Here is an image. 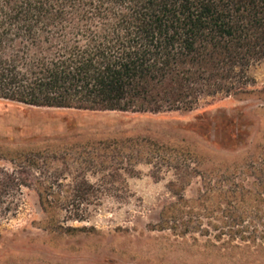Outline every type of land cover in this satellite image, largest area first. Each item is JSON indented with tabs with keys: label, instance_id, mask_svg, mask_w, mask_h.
<instances>
[{
	"label": "rangeland",
	"instance_id": "374dc122",
	"mask_svg": "<svg viewBox=\"0 0 264 264\" xmlns=\"http://www.w3.org/2000/svg\"><path fill=\"white\" fill-rule=\"evenodd\" d=\"M248 74L251 94L206 98L189 112L0 100V167L22 165L34 176L17 212L0 223V264H264V189L256 195L264 182V60ZM82 178L99 187L87 219L57 208V226L45 228L35 186L49 200H71L68 187ZM242 187L251 193L244 200L222 195ZM251 233L256 243L239 239Z\"/></svg>",
	"mask_w": 264,
	"mask_h": 264
},
{
	"label": "trees",
	"instance_id": "16d2710c",
	"mask_svg": "<svg viewBox=\"0 0 264 264\" xmlns=\"http://www.w3.org/2000/svg\"><path fill=\"white\" fill-rule=\"evenodd\" d=\"M262 60L264 0H0V100L26 107L189 112L206 98L251 94L248 71ZM33 179L22 165L0 167V223ZM68 189L71 200H49L35 186L45 228L57 226V208L71 207L69 220L87 219L99 187L82 178ZM241 190L222 195L251 194ZM239 239L256 243L255 233Z\"/></svg>",
	"mask_w": 264,
	"mask_h": 264
}]
</instances>
